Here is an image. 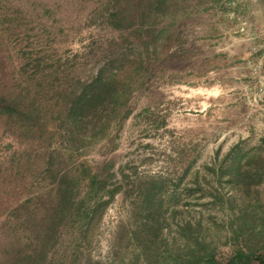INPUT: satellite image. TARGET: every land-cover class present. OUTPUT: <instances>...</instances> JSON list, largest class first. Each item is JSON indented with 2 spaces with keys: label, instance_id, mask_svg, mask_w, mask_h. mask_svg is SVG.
<instances>
[{
  "label": "rangeland",
  "instance_id": "obj_1",
  "mask_svg": "<svg viewBox=\"0 0 264 264\" xmlns=\"http://www.w3.org/2000/svg\"><path fill=\"white\" fill-rule=\"evenodd\" d=\"M264 264V0H0V264Z\"/></svg>",
  "mask_w": 264,
  "mask_h": 264
},
{
  "label": "trees",
  "instance_id": "obj_2",
  "mask_svg": "<svg viewBox=\"0 0 264 264\" xmlns=\"http://www.w3.org/2000/svg\"><path fill=\"white\" fill-rule=\"evenodd\" d=\"M252 255L237 251L226 262V264H250ZM162 264H220L215 257L214 248L210 245H200L187 249L184 253L181 251L173 256L169 261Z\"/></svg>",
  "mask_w": 264,
  "mask_h": 264
}]
</instances>
